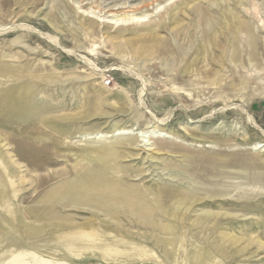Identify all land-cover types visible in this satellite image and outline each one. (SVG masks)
Returning <instances> with one entry per match:
<instances>
[{
  "label": "rangeland",
  "instance_id": "1",
  "mask_svg": "<svg viewBox=\"0 0 264 264\" xmlns=\"http://www.w3.org/2000/svg\"><path fill=\"white\" fill-rule=\"evenodd\" d=\"M258 241L264 0H0V264H264Z\"/></svg>",
  "mask_w": 264,
  "mask_h": 264
},
{
  "label": "bare ground",
  "instance_id": "2",
  "mask_svg": "<svg viewBox=\"0 0 264 264\" xmlns=\"http://www.w3.org/2000/svg\"><path fill=\"white\" fill-rule=\"evenodd\" d=\"M129 19H131V20H134L135 18L134 17H132V18H129ZM138 20L140 19L141 20V18H137ZM38 32V31H37ZM52 40V39H51ZM121 92L122 93H120V95H122V96H126V93H124V89H122L121 90ZM160 125H162V123H159ZM126 129H128L126 126L125 127H123V128H120L119 130H123V131H125ZM11 182V184L12 185H15V183L13 182V181H10ZM256 245L258 246V249L259 250H264V244H263V242L261 243L260 241H258L257 243H256Z\"/></svg>",
  "mask_w": 264,
  "mask_h": 264
},
{
  "label": "built area",
  "instance_id": "3",
  "mask_svg": "<svg viewBox=\"0 0 264 264\" xmlns=\"http://www.w3.org/2000/svg\"><path fill=\"white\" fill-rule=\"evenodd\" d=\"M109 82V81H108Z\"/></svg>",
  "mask_w": 264,
  "mask_h": 264
}]
</instances>
